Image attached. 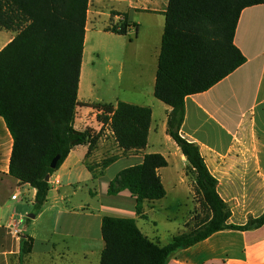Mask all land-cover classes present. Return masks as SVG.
Returning a JSON list of instances; mask_svg holds the SVG:
<instances>
[{"label":"crops","instance_id":"crops-1","mask_svg":"<svg viewBox=\"0 0 264 264\" xmlns=\"http://www.w3.org/2000/svg\"><path fill=\"white\" fill-rule=\"evenodd\" d=\"M168 5L169 0H90L78 101L90 100L93 93L94 86L86 87L85 82L87 79L89 83L92 73L88 66L96 64L95 53L102 54L109 72L119 63L122 86L129 99L123 102L152 110L148 143L141 151L123 154L109 126L90 123L86 119L89 110L81 111L77 106L75 128H90L96 133L103 129L102 135L90 156L89 145L70 152L51 176L42 210L35 213L34 219L28 217L31 222L26 226L25 217L15 208L23 201L17 196L13 199L12 192L14 188L23 190L34 205L36 190L9 175L14 140L0 116V264H100L105 248L104 217L134 219L145 236L162 246L191 231L186 225L192 217L170 241L158 229L151 231L140 223L151 220L156 225L160 204L169 197L178 202L181 197H191L194 202L195 184L188 172L189 164L167 131L172 109L154 96ZM124 21L131 25L127 35L108 30L120 27ZM100 34L120 50L116 51L117 45L94 48V35ZM13 38L0 33V51ZM234 43L246 63L210 90L185 99L181 136L199 145L210 173L218 181L219 196L231 207L228 224L245 225L251 216L264 213V5L243 10ZM101 113L97 111L90 119L95 120ZM149 154H161L168 162L167 167L158 170L167 194L162 200L144 203V218L137 214L136 197L129 191L110 196L108 189L122 170L142 164ZM115 156L114 162L102 167L105 159ZM23 235L33 239L32 252L24 256ZM168 264H264V225L251 231L217 232L176 251Z\"/></svg>","mask_w":264,"mask_h":264},{"label":"trees","instance_id":"trees-1","mask_svg":"<svg viewBox=\"0 0 264 264\" xmlns=\"http://www.w3.org/2000/svg\"><path fill=\"white\" fill-rule=\"evenodd\" d=\"M89 3L0 0V29L15 34L0 51V116L14 140L9 175L36 190V214L49 195L46 177L52 176L77 146L89 145L90 156L103 132L75 128ZM259 5H264V0H169L154 96L172 109L168 135L189 164L206 218L196 229L162 246L145 236L134 219L104 217L105 248L100 264H168L176 251L217 232L251 231L264 225V213L251 216L245 225L228 224L231 207L219 196L218 181L199 145L181 136L185 99L210 90L246 63L234 43L235 33L243 10ZM130 27L124 21L108 30L127 35ZM98 107L102 112L99 122L109 126L123 154L146 148L151 108L123 101ZM57 156L60 160L52 169ZM116 158L105 159L102 167ZM167 166L163 155H146L142 164L122 170L111 181L108 194L129 191L136 197L137 214L147 218L144 203L166 197L158 170ZM32 249L33 239L21 236V255H29Z\"/></svg>","mask_w":264,"mask_h":264},{"label":"rangeland","instance_id":"rangeland-1","mask_svg":"<svg viewBox=\"0 0 264 264\" xmlns=\"http://www.w3.org/2000/svg\"><path fill=\"white\" fill-rule=\"evenodd\" d=\"M0 33L5 36L15 35L12 32L0 30ZM94 48L98 45H107L114 46L117 44H113L109 39L104 37L102 34L94 35ZM5 44V41L2 40L1 46ZM116 51H119L120 48L117 45ZM119 54V52H117ZM100 53H95L94 61L96 64L94 66L89 65V69H91V75L89 76V83L86 79L85 85L91 84L94 86V90L92 95L88 99H82L78 101V107L81 111L89 110V116L86 118L90 123L94 125L99 122L98 114L95 120L90 119L97 111H100L98 107L101 103H111L116 104L118 101H125L128 99V93L124 90L122 83L123 81L120 78V72L122 71V67L119 63L113 65V71L109 72L106 69V64L104 63L103 56ZM120 56H117L119 59ZM93 109V111H91ZM122 166H119V169ZM13 195L22 199V203L15 206L18 210V214H22L25 217V226L28 225L31 220L28 219V215L35 214L36 210L34 205L30 203V197L27 194H24L23 190H19L14 188ZM192 198L187 199L186 197H181V201H177L176 199L169 197L165 201L160 204L162 208L158 209L155 220L157 224L155 225L151 220H141V226L145 224L147 229L155 230L158 229L159 233L165 236L166 240H171L173 234H177L179 230L184 229V223L192 217V220L188 225H186L187 230L196 229L202 221L206 218V210L202 209L200 206V197L196 194ZM180 204V205H179ZM179 205V207H178ZM195 206V207H194ZM150 231V232H151Z\"/></svg>","mask_w":264,"mask_h":264},{"label":"water","instance_id":"water-1","mask_svg":"<svg viewBox=\"0 0 264 264\" xmlns=\"http://www.w3.org/2000/svg\"><path fill=\"white\" fill-rule=\"evenodd\" d=\"M59 160H60V156H57V157L52 161V163H51V167H52V169H56ZM50 179H51V176H47V177H46V181L50 182ZM28 217H29L30 219H34V218H35V214H31V215H29Z\"/></svg>","mask_w":264,"mask_h":264},{"label":"built area","instance_id":"built-area-1","mask_svg":"<svg viewBox=\"0 0 264 264\" xmlns=\"http://www.w3.org/2000/svg\"><path fill=\"white\" fill-rule=\"evenodd\" d=\"M15 198H16V195L13 196V199H15Z\"/></svg>","mask_w":264,"mask_h":264}]
</instances>
